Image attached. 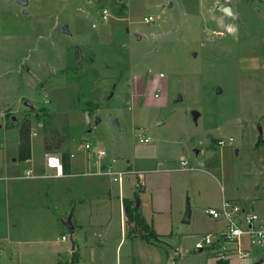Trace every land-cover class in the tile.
Listing matches in <instances>:
<instances>
[{"label":"rangeland","instance_id":"obj_1","mask_svg":"<svg viewBox=\"0 0 264 264\" xmlns=\"http://www.w3.org/2000/svg\"><path fill=\"white\" fill-rule=\"evenodd\" d=\"M103 7L111 15L102 22ZM22 9L0 0V264H36L34 253L52 246L72 264L75 237L62 223L71 216L61 203L66 183L46 179L41 197L29 196L6 167L27 119L42 165L45 144L62 141L60 152L74 154L77 164L105 149L128 172L123 193H139L150 223L145 233L160 247L142 264H219L196 247L225 228L208 207L233 197L264 220V202L254 201L264 196V0H30L28 13ZM149 15L154 20L145 22ZM15 168L23 178L31 170L24 161ZM82 171L71 178L72 198L76 186L77 197H88L80 189L93 176ZM106 183L119 236L120 184ZM40 199L49 207H33ZM153 222L160 236L150 231ZM5 239L12 243L6 255ZM129 243L121 264H128ZM109 249L106 264L119 263Z\"/></svg>","mask_w":264,"mask_h":264},{"label":"crops","instance_id":"obj_2","mask_svg":"<svg viewBox=\"0 0 264 264\" xmlns=\"http://www.w3.org/2000/svg\"><path fill=\"white\" fill-rule=\"evenodd\" d=\"M19 142L20 137L18 138L17 142V151L19 150ZM16 151L15 155L14 153L12 155L16 156L12 158L13 162L8 163L6 165L7 168L12 169L13 168V175L10 177V179L14 180L16 183L19 182H26L27 187V193L29 196L32 195H40L39 193H44L45 190V180L46 179H54V182L57 181L59 183H66L61 186V194L64 196L63 203L67 213H71V216H67L68 218L64 219L62 223H64L67 226V223L71 222L72 227H68V229L73 231L72 237H75L74 243L71 247V254H72V264H106L108 259V256L106 252H108L110 249L115 248V256L117 259L116 264L120 263V258L123 251V246L127 243H129V247L126 249L125 256L128 258L126 261L128 264H134L136 262V258L138 257L139 263L142 264V257L145 256H152L154 254H158L159 246L157 243H155L152 240H146L143 239L141 234L136 233L132 236V240L127 241L126 239V233L129 231L130 233L134 232V224L129 223L127 221V217L125 215L124 207H123V200L124 199H130L129 196H126L123 193L122 185H119V203H120V235L117 236L116 234V228L114 229L113 225V217L114 214L111 211V206L113 203V188L109 187V195L106 193H103L102 191L107 188L109 184L106 183V181L109 179V181L115 182L110 176L105 174H100L99 170L101 169L99 162H96L95 159L86 158L79 162V164L76 163L74 160L75 156H72V153H70V173H63L57 174L56 169L49 167L47 165V159L45 162L42 163L40 160H36L33 157V144L31 146V158L27 161H24V163L30 164V169L33 170L34 175L33 177H25L23 178L21 175L16 174V165L18 163H21L23 161H20L18 159V152ZM107 151V150H106ZM46 153L56 154L60 155L62 157V153L60 151H44V156L46 157ZM111 160L109 158V152L108 157L106 158V161ZM105 161H103L104 163ZM78 166L83 167L84 169H88V172H83L81 175H87V176H93L88 179V181L85 183V186L80 189L81 191L86 190L88 193L87 198H83V196L79 195L77 197V192H79L78 187L76 186L77 191L76 194L72 195V184L73 180L71 178L78 173L75 172L76 169H78ZM27 170L24 171L26 173ZM90 174V175H88ZM14 183V184H16ZM117 183V182H116ZM74 185V184H73ZM14 185L7 184L8 191L10 189L14 190ZM110 186V185H109ZM102 192V194L100 193ZM134 191V197H135ZM65 193V195L63 194ZM71 193V196L69 195ZM102 195V196H101ZM41 197V195H40ZM227 199L233 198V197H225ZM223 200V199H222ZM255 204L258 202H264V196L262 197H255ZM222 203V202H221ZM220 203V205H221ZM33 207H40L46 209V206H48L44 200L40 199L38 202L33 203ZM146 204H143L142 199H137V206H140V211L142 213V216L145 220L146 226H148L150 223H148L147 218V212L144 207ZM49 207V206H48ZM57 208H61V206H56ZM154 216L156 214L155 210H153ZM68 214V215H69ZM259 214V213H258ZM262 218V217H261ZM58 220V224H59ZM155 222V221H154ZM152 226V230L155 232V235H159L157 231L155 230V226ZM149 228V226H148ZM147 229V227L145 228ZM103 234H101V232ZM65 235L63 234L62 239ZM160 236V235H159ZM66 237V236H65ZM101 237V239L97 238ZM67 240V238L63 239ZM5 244V251L3 252L4 255L8 254L12 243L10 240H4ZM74 252L78 254V258L76 261L74 260ZM60 251L56 250L54 246L50 247V250L48 252H35L34 255L37 256L35 262L36 264H66L64 260L59 256ZM261 259H264V249L259 250L256 253L255 256V263ZM264 263V261L262 262ZM261 263V264H262Z\"/></svg>","mask_w":264,"mask_h":264},{"label":"built area","instance_id":"obj_3","mask_svg":"<svg viewBox=\"0 0 264 264\" xmlns=\"http://www.w3.org/2000/svg\"><path fill=\"white\" fill-rule=\"evenodd\" d=\"M110 9L103 7L100 20L107 21L110 17ZM154 16L145 17V22H152ZM149 137L141 138V141L148 142ZM233 139L231 138V142ZM219 145L225 146L227 141L219 140ZM89 155L93 156V147L90 143L86 144ZM97 158L101 169L100 174L110 176L120 186L123 183L126 170H118L115 167L117 159L113 158L106 161L108 152L105 149L96 151ZM74 156V154H72ZM47 165L55 168L57 174L63 173V161L60 155L46 153ZM104 159V163L102 160ZM101 160V161H100ZM186 164V161L183 162ZM33 170L26 171V177L33 176ZM213 218L224 220L225 228L214 233L207 234L202 240L196 243L198 249H208L216 257L218 263L221 264H253L255 256L259 250L264 249V220L254 210L245 207L238 201L223 198L219 208L208 207L206 209ZM66 237L64 236L63 239Z\"/></svg>","mask_w":264,"mask_h":264},{"label":"trees","instance_id":"obj_4","mask_svg":"<svg viewBox=\"0 0 264 264\" xmlns=\"http://www.w3.org/2000/svg\"><path fill=\"white\" fill-rule=\"evenodd\" d=\"M125 9H121L120 14H124ZM40 118V116L38 117ZM63 142L59 141L56 146L51 144H45L46 151H61ZM31 146H32V135H31V121L25 120L20 128V142H19V153L18 159L20 161H27L31 158ZM63 171L64 173H70V153L68 151L62 152ZM139 193L135 192L134 199H124L123 207L127 221L134 224V234H141L143 239L149 240L148 235L145 233L146 223L140 211V206H137V199ZM78 258V254L74 252V260ZM221 264V263H219Z\"/></svg>","mask_w":264,"mask_h":264},{"label":"water","instance_id":"obj_5","mask_svg":"<svg viewBox=\"0 0 264 264\" xmlns=\"http://www.w3.org/2000/svg\"><path fill=\"white\" fill-rule=\"evenodd\" d=\"M16 1H17L18 4H20L23 7V9H22L23 13L27 14L28 13L27 6L29 5L30 0H16ZM224 11L227 14H232V7L231 6H227V7H225ZM62 31H63V33H69L70 32L69 25L68 24H64L63 27H62ZM137 37L140 39L141 35H137ZM221 91H222L221 88L218 87L217 88V92L220 93ZM180 99H181V96H180ZM25 104L28 107H30L31 109L34 108L33 103L31 101H29V100H27ZM190 220H191V212H190V209H188L186 214H185L183 222L188 223V222H190ZM67 226L68 227H72L71 226V222L70 223L68 222ZM198 250L201 251V249H198ZM263 261H264V259H261V260L257 261L256 263H253V264H261Z\"/></svg>","mask_w":264,"mask_h":264}]
</instances>
